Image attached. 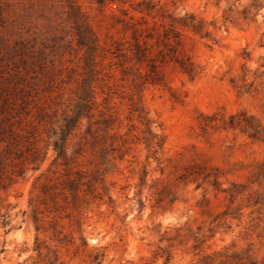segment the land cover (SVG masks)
Wrapping results in <instances>:
<instances>
[{"label":"rangeland","instance_id":"obj_1","mask_svg":"<svg viewBox=\"0 0 264 264\" xmlns=\"http://www.w3.org/2000/svg\"><path fill=\"white\" fill-rule=\"evenodd\" d=\"M159 1L206 23L207 36L183 33L200 71L191 78L169 65L166 86L142 90L154 130L165 138L155 154L139 139L143 124L127 118V99L114 96L122 108L119 137L130 143L105 174L104 198L83 204L78 229L77 211L60 199L59 213H50L41 192L64 172L53 163L47 132L73 104L82 70L69 7L64 0H0V69L10 57L17 61L12 80L26 74L37 82L40 107L31 106L45 112L38 134L47 151L40 168L25 163V174L0 189V264H91L95 250L104 253L101 264H264V0L255 19L242 14L253 0ZM77 2L103 41L111 9ZM227 13L234 19L225 21ZM241 112L260 125L261 137L230 126Z\"/></svg>","mask_w":264,"mask_h":264},{"label":"trees","instance_id":"obj_2","mask_svg":"<svg viewBox=\"0 0 264 264\" xmlns=\"http://www.w3.org/2000/svg\"><path fill=\"white\" fill-rule=\"evenodd\" d=\"M64 2L69 7L68 17L74 27L76 44L83 49L82 70L73 104L63 109L47 132L48 145L56 151L53 163L62 165L64 172L56 183H44L41 192L45 196L42 202L48 203V199L51 202L47 206L50 213H59L63 207L60 199L69 203L68 207L77 211L74 222L81 229L80 209L85 203L104 198L100 188L106 189L105 174L117 157L125 156L130 143L129 138L119 137L122 108L113 101L114 96L127 99V118H135L143 124L139 139L151 153H157L165 138L154 130V120L145 108L142 90L148 85L166 86L165 68L169 65L195 78L200 70L185 48L183 33L189 30L207 36L209 30L195 13L182 14L159 0H96L101 8L111 9V32L102 41L77 0ZM261 6L259 0H253L243 8V17L255 19ZM224 18L233 20L234 16L227 13ZM15 64L17 61L9 57L5 70L0 69V189L6 188V178L25 174V163L31 164L33 169L40 168L47 153L39 144L42 137L38 134L45 112L35 113L31 106L34 103V107H40L35 98L39 92L37 82H31L26 74L12 80ZM228 122L230 126L250 129L253 137L262 136L260 125L244 112L231 115ZM108 199L112 201L111 195ZM71 212L67 215L71 216ZM39 213L34 206L32 217L37 230L42 228ZM3 223H6L5 218ZM61 233L58 229L54 232L58 241L63 239ZM80 238L83 240L84 236ZM36 239L38 241V237ZM103 255L99 250L89 253L91 264H101ZM170 258L167 253L166 262Z\"/></svg>","mask_w":264,"mask_h":264}]
</instances>
